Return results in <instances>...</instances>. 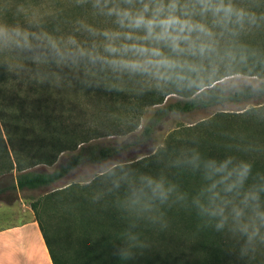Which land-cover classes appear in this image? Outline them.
Masks as SVG:
<instances>
[{"label":"trees","instance_id":"16d2710c","mask_svg":"<svg viewBox=\"0 0 264 264\" xmlns=\"http://www.w3.org/2000/svg\"><path fill=\"white\" fill-rule=\"evenodd\" d=\"M71 1L1 8L16 23ZM229 6L225 19L217 9ZM246 25L260 31L256 50ZM261 30L264 0H94L0 33V202L102 169L32 199L53 264H264V107L182 126L153 148L173 118L264 104ZM219 35L258 81L191 66L201 39ZM244 227L258 230L251 244Z\"/></svg>","mask_w":264,"mask_h":264},{"label":"rangeland","instance_id":"374dc122","mask_svg":"<svg viewBox=\"0 0 264 264\" xmlns=\"http://www.w3.org/2000/svg\"><path fill=\"white\" fill-rule=\"evenodd\" d=\"M90 2V1H94V0H77V1H71L67 4H65L64 6L55 8V9H50L47 10L45 12H38L35 13L33 12V16H30L29 18H27L26 20L23 21H19L16 23H10L11 21H9V19H7L5 17V11L2 10L1 6L2 4H4V0H0V33L9 31L17 26H20L22 24L25 23H29L31 21H34L38 18H41L43 16H47V15H51L54 14L56 12L62 11L64 9L67 8H71L74 7L76 5L85 3V2ZM247 29V30H246ZM245 32V43L246 46H255V50L260 46L261 43V39H260V31L255 30V29H251V28H247V25L244 27V31ZM262 33H264L263 30H261ZM239 42V41H238ZM8 43L7 40H5L3 43H1L2 46H6ZM236 39L231 38L230 37H220L219 36H215L212 38L209 37H203L201 39V44L204 48V52L201 53L200 57L195 58L193 60H191V66L195 69L198 70L201 67H207L209 66V64L212 62L214 64H216V68H219L220 66H223L222 68H220L222 71L218 72L216 71L215 75L212 76L211 78H215L216 76L219 77L222 74H233V76H231L230 78H235L234 80L237 81H241V82H245V83H255L256 81H258L256 76H253V73H251L249 70L244 69V67H242L245 62L248 60L247 58H244L240 55H238L237 53H235L234 50H236L235 46H236ZM202 49V48H201ZM255 50L253 51V53H256ZM212 54V56L209 55ZM253 56H255L254 54H252ZM214 56V57H213ZM156 66L153 71L157 73V75H152V77H157L160 78L163 82H165V75H167V67L165 66L162 70H159L160 67L157 65H153ZM219 70V69H218ZM161 75V76H158ZM229 78V77H227ZM226 78V79H227ZM151 78L148 77V80H150ZM168 79V78H167ZM179 98L177 95L172 94L167 96V100H174ZM260 107H264V104H258V102H247V103H242L240 105L237 106H228L227 108H216L213 110H210L208 112L205 113H199L196 114L192 117H178V118H173L171 119L166 125L164 124L163 127L161 128V130L158 132L157 134V138L156 141L154 143V150H158L161 148L165 147V140L167 138V136L169 135L170 132H172L173 130H177L178 128L185 126H194L196 124H199L202 121L208 120L210 118H212L213 116H215L218 113H230V114H239V113H244L246 111L249 110H253L255 108H260ZM156 108H148L142 119H141V125L142 127L148 122V120L152 117V115L155 113ZM86 121V117L80 119V122H85ZM117 139V138H116ZM114 138H106V139H102L103 140H109V141H113L116 140ZM154 153V152H153ZM71 153H65L63 154L57 165L64 160V158L70 156ZM137 157L142 158L144 157L141 153L137 155ZM54 167H50L48 168L49 170H52ZM101 167H88L85 169H82L78 172H76L74 175H72L69 179H67L66 181H64L61 184H58L52 188H48V189H44V190H36V191H32V192H25L22 193L21 197L28 202L29 204L31 203L33 198H39L43 195H45L46 193L52 192V190L54 189H58V188H62L65 185L69 184V183H77V184H81V185H86V184H90L97 176L100 175V171H101Z\"/></svg>","mask_w":264,"mask_h":264},{"label":"crops","instance_id":"0c3cea01","mask_svg":"<svg viewBox=\"0 0 264 264\" xmlns=\"http://www.w3.org/2000/svg\"><path fill=\"white\" fill-rule=\"evenodd\" d=\"M0 264H53L35 214L22 197L0 202Z\"/></svg>","mask_w":264,"mask_h":264},{"label":"clouds","instance_id":"9594fccd","mask_svg":"<svg viewBox=\"0 0 264 264\" xmlns=\"http://www.w3.org/2000/svg\"><path fill=\"white\" fill-rule=\"evenodd\" d=\"M217 11L218 12L222 11L224 13L225 19L230 18L234 14L230 6L218 8ZM165 23H166V26H178L180 31H184L186 27L191 28V26L179 24V22L176 20H169ZM201 31H203V29H201ZM241 230L248 235L249 244H251L258 235V230L255 228L249 231L247 227H244Z\"/></svg>","mask_w":264,"mask_h":264}]
</instances>
